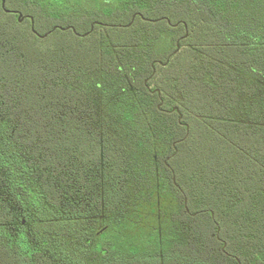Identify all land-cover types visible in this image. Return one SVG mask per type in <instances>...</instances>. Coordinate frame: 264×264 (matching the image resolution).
Instances as JSON below:
<instances>
[{
  "label": "trees",
  "instance_id": "trees-1",
  "mask_svg": "<svg viewBox=\"0 0 264 264\" xmlns=\"http://www.w3.org/2000/svg\"><path fill=\"white\" fill-rule=\"evenodd\" d=\"M4 1L0 264H264V0Z\"/></svg>",
  "mask_w": 264,
  "mask_h": 264
},
{
  "label": "water",
  "instance_id": "water-1",
  "mask_svg": "<svg viewBox=\"0 0 264 264\" xmlns=\"http://www.w3.org/2000/svg\"><path fill=\"white\" fill-rule=\"evenodd\" d=\"M0 3H1V7H2V9H4V5H5V1L4 0H0ZM6 13L8 12L7 10H4ZM134 19V17L132 18V20ZM18 22H21V15H19L18 16ZM31 24H32V27H31V31L35 34V35H37L36 34V32L34 31V29H33V22H32V20H31ZM92 28H93V25L91 26V30H92ZM56 29H58V30H65V29H63V28H60V27H54L53 29H52V31H54V30H56ZM73 32H74V30H73ZM38 36V35H37ZM38 37H40V38H45L46 37V35H44V36H38ZM177 50H178V46H177V49H176V51L175 52H177Z\"/></svg>",
  "mask_w": 264,
  "mask_h": 264
},
{
  "label": "flooded vegetation",
  "instance_id": "flooded-vegetation-1",
  "mask_svg": "<svg viewBox=\"0 0 264 264\" xmlns=\"http://www.w3.org/2000/svg\"><path fill=\"white\" fill-rule=\"evenodd\" d=\"M18 16H19V14H18ZM24 18H25V17L21 16V22L24 20ZM21 22H20V23H21ZM42 39H44V38H42ZM145 83H146V82H145Z\"/></svg>",
  "mask_w": 264,
  "mask_h": 264
},
{
  "label": "rangeland",
  "instance_id": "rangeland-1",
  "mask_svg": "<svg viewBox=\"0 0 264 264\" xmlns=\"http://www.w3.org/2000/svg\"><path fill=\"white\" fill-rule=\"evenodd\" d=\"M55 27H60V26H55ZM61 28V27H60Z\"/></svg>",
  "mask_w": 264,
  "mask_h": 264
}]
</instances>
